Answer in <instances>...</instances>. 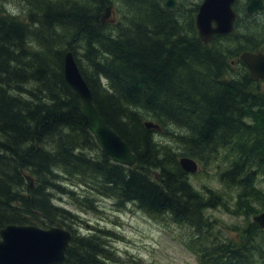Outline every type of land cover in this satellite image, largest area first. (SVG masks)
Masks as SVG:
<instances>
[{
	"label": "trees",
	"instance_id": "1",
	"mask_svg": "<svg viewBox=\"0 0 264 264\" xmlns=\"http://www.w3.org/2000/svg\"><path fill=\"white\" fill-rule=\"evenodd\" d=\"M84 1H92L97 14L88 17ZM120 1L122 7L137 4L142 12H129L122 23L102 22L109 1L80 0L79 12L62 0H26L24 7L32 9L23 18L0 13V229L59 226L72 240L58 264H116L113 232L95 226L83 233L76 211L54 203L67 197L75 210L97 212L102 200L117 210L132 205L154 221L188 227L181 242L198 264H264V230L252 220L244 241H222L218 230L215 237L202 238V229L214 227L207 223L211 218L204 224L207 208L222 206L246 219L264 211L257 182L264 181L260 82L251 81L245 67H230L232 39L217 37L226 47L200 40L199 3L166 10L162 0ZM179 26L184 29L178 32ZM67 35L70 40L64 42ZM78 49L87 65L75 58L94 105L131 149L132 167L99 148L78 111L63 74L65 54ZM145 121L161 131L147 129ZM168 129L187 134L178 137L191 153L171 154L167 138L176 136ZM204 152L210 164H226L213 178L225 192L197 190L191 174L180 168V158L197 163ZM261 235L259 247H246Z\"/></svg>",
	"mask_w": 264,
	"mask_h": 264
},
{
	"label": "rangeland",
	"instance_id": "2",
	"mask_svg": "<svg viewBox=\"0 0 264 264\" xmlns=\"http://www.w3.org/2000/svg\"><path fill=\"white\" fill-rule=\"evenodd\" d=\"M23 1L26 0H0V13L5 14V16H15L17 18H23V12L27 11L29 12L32 9V6H28L29 10L24 7ZM62 5L69 6L70 8H77V11H82L78 5L80 4V0H62ZM109 1L114 6L115 15L113 16L114 20L121 19V23L124 22V19H129L128 15H130L131 12L134 10L139 9V13L142 12L139 5L133 4L129 7H122L120 0H105V3ZM202 0H181V4L184 7L193 8V6L196 3H200ZM58 3V2H56ZM62 3V2H61ZM84 3L87 5V12L86 14L88 17L94 16V13L97 14L95 11V5L93 2H88V4L84 1ZM104 3V4H105ZM28 4V3H27ZM60 4V3H58ZM61 5V4H60ZM141 6V5H140ZM181 6L180 9H183ZM86 7V6H85ZM186 9V10H187ZM34 11V9H33ZM94 12V13H93ZM130 12V13H129ZM84 13V12H82ZM104 13V12H103ZM129 13V14H128ZM123 15V17H122ZM112 17H110V21L113 20ZM262 20V17L260 18ZM115 20V21H116ZM184 22V21H183ZM179 25V24H178ZM183 25V24H180ZM125 27V26H123ZM109 27L105 29L106 34L110 36ZM184 29V28H183ZM181 26L178 27L177 31L183 30ZM245 30L237 31L236 34H241ZM250 33V34H249ZM249 33L246 31V34L252 35V33L258 35L259 32L255 30L249 31ZM182 36L185 35V37L188 36V32L186 30L181 33ZM237 35V36H238ZM68 36V35H67ZM65 37L64 42H67L70 40L69 36ZM113 36V35H112ZM264 39V33L261 32L259 39ZM238 41V40H237ZM237 44H240L239 41L236 42ZM222 47H226V45L221 44ZM230 46V45H229ZM74 56L80 60V62L83 65H87V62L85 61V58L83 56V52H80V49L74 54ZM26 60H23V62ZM232 61L238 62V60L235 59V57H232ZM49 68H52V64L49 63ZM240 71V72H239ZM242 73L241 70L237 71V74ZM260 90H264V83H261ZM25 90H28L24 86ZM31 89V87H29ZM173 133V136H176V141L173 137L167 138V140L172 144L169 145V147L173 148L175 153H171L173 155H181L182 151L187 150L191 153V148L188 146H185L188 144L181 143L180 138L178 136H184L188 137L187 134L181 130L176 131L172 129H168ZM158 133V132H157ZM158 138V137H157ZM162 140V138H161ZM186 147V148H185ZM219 154L217 155L218 159L221 160V157L223 156L222 152L219 151ZM162 155V154H161ZM207 152H204L201 156L199 161L197 162L198 165V172L196 174L189 175V181L192 185H194L197 190H204L207 191V189H211L215 193H222L225 192L224 189H222L221 185L217 182L216 179H213L214 176L219 175L222 173V167L226 166V164H210L211 156H207ZM226 168V167H225ZM224 168V170H225ZM250 170V168H247V172ZM258 184H260V188L264 191V181H257ZM228 194V193H226ZM225 194V195H226ZM204 201L207 199L206 194L204 195ZM72 201L67 198L63 197L61 199H56L54 201L55 204L60 203V205L66 207V209H70L71 211H76V213L79 215L80 221H83L81 227H83V230L86 229L89 230L92 227L98 226L99 228H104L108 231L113 232L116 235V239H113L111 241L112 245L115 247L117 253H116V259H118V262L116 264H198V260L196 256L188 251L182 244L181 239H183L187 232H189L188 227L179 226L178 224L172 223V222H158L150 219L146 214H144L142 211L137 210L132 207V205L126 206L124 209L121 208L117 210L116 208H113L111 204L98 200L97 212H91V211H77L74 209V207L70 204ZM226 202V200H225ZM213 205L214 203H210ZM257 216V215H255ZM254 216V217H255ZM202 217L205 219V226L207 220L211 225L214 227L212 231L209 229H202L203 232V239H207V235H211L212 237H215L214 231H220L221 237L219 236V239L224 241L226 239L231 240V238H235L236 235H242V241H244V233L243 231L250 226L249 222L253 219V217L250 219L243 218L241 216H232L229 212H226L222 206H212V208H207L205 211L202 212ZM207 227V226H206ZM213 232V233H212ZM262 235L260 238H257L254 236L248 244H246V247H257L260 246L262 241ZM207 241V240H206ZM235 244V243H233ZM132 260H135L136 263L132 262Z\"/></svg>",
	"mask_w": 264,
	"mask_h": 264
},
{
	"label": "water",
	"instance_id": "3",
	"mask_svg": "<svg viewBox=\"0 0 264 264\" xmlns=\"http://www.w3.org/2000/svg\"><path fill=\"white\" fill-rule=\"evenodd\" d=\"M234 0H203L198 7L195 26L200 40L207 44L215 34L232 32L234 13L231 4ZM176 0H166L165 9L175 8ZM260 7L257 1H252L250 9ZM111 7L105 8L101 15L104 22L110 17ZM250 12V10H249ZM214 23V26H213ZM241 59L248 69L249 79L259 81L264 79V56L245 52ZM63 74L67 85L78 99V111L89 124L90 131L99 148L114 162L131 167L136 158L127 143L105 122L97 111L93 95L85 82L73 53L64 56ZM147 129L161 131L158 124L145 121ZM182 171L194 174L198 170L196 161L190 158H180ZM25 180L33 187V180L25 175ZM253 221L264 230V212L253 218ZM72 240L71 233L59 226L41 228L34 225L9 224L0 229V264H58L65 261V253Z\"/></svg>",
	"mask_w": 264,
	"mask_h": 264
},
{
	"label": "flooded vegetation",
	"instance_id": "4",
	"mask_svg": "<svg viewBox=\"0 0 264 264\" xmlns=\"http://www.w3.org/2000/svg\"><path fill=\"white\" fill-rule=\"evenodd\" d=\"M166 0H162V6L164 8V3ZM178 1V2H177ZM177 5L175 8L166 9V10H172L177 9L179 6H181V0H177ZM203 1V0H202ZM201 1V2H202ZM252 1H257L261 4L260 7L254 6L250 9V5ZM201 2L198 4H201ZM111 7L110 10V17L113 18L115 15L114 6L112 4L109 5ZM165 9V8H164ZM198 10V8H197ZM231 10L234 13V20H233V30L230 33L227 34H215L211 37L210 41L207 43V45H212L214 42H217L218 44H224L218 41L217 37H222L227 40L232 39L233 42L230 44L228 49L234 55L235 59L238 60V62L232 61L229 62L231 68H241L245 67V69L248 71L247 66L241 59V54L248 52L251 54H261L264 56V39H259L261 32L264 33V0H234L231 4ZM250 10V12H249ZM197 11L195 13L196 17ZM262 17V20L260 19ZM110 21V20H108ZM114 21V18H113ZM214 26V23H213ZM245 30L241 34H236L237 31ZM255 30L259 32L258 35L252 33V35L246 34V31L249 33V31ZM250 34V33H249ZM238 35V36H237ZM240 44H237L238 42ZM254 82H260L264 83V79Z\"/></svg>",
	"mask_w": 264,
	"mask_h": 264
},
{
	"label": "bare ground",
	"instance_id": "5",
	"mask_svg": "<svg viewBox=\"0 0 264 264\" xmlns=\"http://www.w3.org/2000/svg\"><path fill=\"white\" fill-rule=\"evenodd\" d=\"M177 1V0H176ZM178 2V1H177ZM171 9V8H170ZM69 52H71V53H73L72 51H69ZM74 54V53H73ZM93 95V94H92ZM185 158H188V157H185ZM190 159H192V158H190ZM132 167V166H131Z\"/></svg>",
	"mask_w": 264,
	"mask_h": 264
}]
</instances>
